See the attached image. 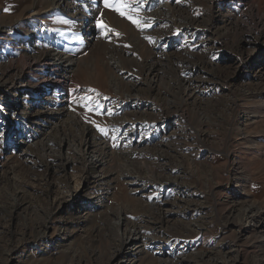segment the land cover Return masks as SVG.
<instances>
[{
  "label": "rangeland",
  "instance_id": "rangeland-1",
  "mask_svg": "<svg viewBox=\"0 0 264 264\" xmlns=\"http://www.w3.org/2000/svg\"><path fill=\"white\" fill-rule=\"evenodd\" d=\"M51 3L0 0V80L30 84L0 98V264H122L118 217L141 225L132 264H264V0H130L140 27ZM47 49L73 63L59 96L24 68Z\"/></svg>",
  "mask_w": 264,
  "mask_h": 264
},
{
  "label": "bare ground",
  "instance_id": "bare-ground-1",
  "mask_svg": "<svg viewBox=\"0 0 264 264\" xmlns=\"http://www.w3.org/2000/svg\"><path fill=\"white\" fill-rule=\"evenodd\" d=\"M78 1H82V0H78ZM64 2H65V0H52L51 7L52 6L53 7L60 6V4H62ZM247 2H248V0H247ZM252 9H254V7H252ZM32 17L33 16H30V19H32ZM259 19L261 20V22L264 20L263 18H261V16ZM27 38H30V36ZM34 39H37V38L35 37ZM71 61L72 60L69 59L67 56H65V54L63 52L55 50V49H51L50 51H48V49H47V51L41 52V53L37 54L36 56H33L29 60V63L27 64V66L25 65L24 68L26 67V69H28L30 71L34 70L37 73L42 74L44 76V79L47 80V82L45 81L46 83L42 87L41 91H39V95H46V94H50V93L55 94L56 93L57 96H59V94H61L64 91V90H61V87L59 86V84L64 82V79L67 78V76L71 73L70 72L72 69L71 67L73 66L72 65L73 63ZM51 71H55V73L59 74V78L57 80H56V78L53 80V82H55V84H57L55 87H54L55 84H53L49 81V80H51L50 78L52 76ZM24 79H25L24 74L19 73L14 79H12L11 82H8L7 80H0V98L4 97V99H5L6 95L8 94L7 89H9L13 92H20L23 90V88L28 90L29 89L28 86H30V84L29 83L27 85L24 84L25 83V82L23 83ZM22 84H24V85H22ZM28 91H30V90H28ZM31 114L33 115L34 113L30 112L26 118L30 119ZM73 118H75V123H76V124L74 123L75 127H77L79 130H81L82 133H84L83 136H81L79 138V141H78L79 142L78 147L82 150V153L86 156L85 157L86 160L84 161L85 162V169H86L84 179L95 178V179L99 180V179H101V176L98 175L96 172H94V170L102 167L105 163L103 157L101 156L102 153L99 152L98 149H96L97 147L94 148L95 144L93 145L92 144L93 142H91V140H90L91 130L88 128V126L83 125L76 116H74ZM69 127H70V125H69ZM58 154H60V153H58ZM92 173H94V175H92ZM251 208H252V206L247 207V210H244V211L251 213L250 212ZM112 225L113 226L111 229H112V231L115 230V238L118 239V243H119L118 244L119 247L115 248V251L113 252V254H117V253L121 252V246H124L125 244H128V243H132V245L130 244L131 246L128 247L127 252L123 253V257L120 261V263H122V264H129L133 261L134 255L137 253H140L139 251H141V248H142V242L143 241L141 240L142 238L140 236L141 225H137L136 223H132V225H130V222H128L126 219L119 218V217L117 218V222L114 221V223ZM255 225L256 224L252 223V220L247 221L245 226H244V229H242V230H249L250 228L255 227ZM197 227H200V226L197 225ZM153 239H155V238H152V240Z\"/></svg>",
  "mask_w": 264,
  "mask_h": 264
},
{
  "label": "snow or ice",
  "instance_id": "snow-or-ice-1",
  "mask_svg": "<svg viewBox=\"0 0 264 264\" xmlns=\"http://www.w3.org/2000/svg\"><path fill=\"white\" fill-rule=\"evenodd\" d=\"M134 2L136 3V7H132L130 9V11L132 12H139L140 11V5H142L144 3V0H134ZM177 2H180V0H177ZM103 6L106 9H110L113 10L117 13H119V15L122 18H127L132 24H134L137 27H140L141 25V21H139L137 18H134L133 16L129 15V16H125V12L128 9V5L130 3V0H102ZM10 8L6 7L4 9V11L7 13L9 12ZM102 25L99 21H97V28H101ZM109 31H111V29H109ZM118 35V34H117ZM105 38H107V35L105 34ZM150 39V38H149ZM97 108H100V105H97ZM93 111H95V109H93ZM101 115L104 114L103 112L100 113ZM98 131H103V129H100L98 127Z\"/></svg>",
  "mask_w": 264,
  "mask_h": 264
}]
</instances>
